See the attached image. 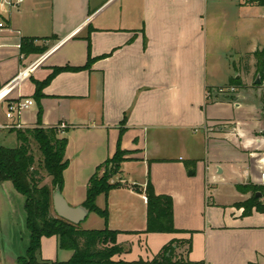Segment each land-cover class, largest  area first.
Returning a JSON list of instances; mask_svg holds the SVG:
<instances>
[{"label": "crops", "instance_id": "1", "mask_svg": "<svg viewBox=\"0 0 264 264\" xmlns=\"http://www.w3.org/2000/svg\"><path fill=\"white\" fill-rule=\"evenodd\" d=\"M232 7L228 13L221 2ZM264 0H27L0 6V145L17 144L5 127L10 101L33 105L14 122L22 128L65 125L67 144L61 194L82 206L98 165L119 144L130 151L111 178L119 186L96 198L107 208V226L125 250L114 259L150 260L171 239H190L180 248L189 264H264V209L243 214L251 192L237 185L261 184L264 173V116L254 86L255 59L264 47ZM47 49L21 54L22 38ZM89 38V41L88 39ZM61 71L34 97L35 81L54 67ZM243 86L228 99L206 90ZM34 108V109H33ZM3 129H7L4 131ZM8 147V146H7ZM150 180L154 192L172 198V218L182 233L144 232ZM135 187L140 188L139 192ZM264 205V197L260 198ZM53 213V207L51 208ZM55 214V213H54ZM79 227L102 229L88 212ZM29 243L24 197L0 182V264H16ZM185 253V254H184ZM55 235L42 236L38 259L65 261Z\"/></svg>", "mask_w": 264, "mask_h": 264}, {"label": "trees", "instance_id": "2", "mask_svg": "<svg viewBox=\"0 0 264 264\" xmlns=\"http://www.w3.org/2000/svg\"><path fill=\"white\" fill-rule=\"evenodd\" d=\"M89 41V38H87ZM35 38H22L19 44L21 54H40L47 47L36 45ZM252 56L255 59V78L264 85V47L256 49L245 57ZM95 58L90 55L83 66L54 67L52 73L43 81H35L36 90L34 97L42 96L41 89L47 85L53 77L61 71H79L89 69ZM229 85L242 87L240 78H231ZM207 90H212L208 88ZM233 96V95H232ZM233 97L229 96L228 99ZM261 110L264 116V93L260 96ZM41 123V110L38 111L37 126L23 129H11L15 132L17 144L14 147L0 145V182L10 181L14 189L24 197L25 226L29 232V243L25 253L19 256L16 264H189L182 253L177 251L187 245L185 253L191 249L190 239H171L150 260H123L114 259V256L122 253L125 248L116 242L117 230H111L107 226V208H99L95 201L98 195L107 194L111 189L119 186L118 182H111V178L120 170V165L127 160L126 155L130 151L120 147L119 140L114 154L98 165L95 172L89 178L86 186V198L83 206L90 212L102 217L105 226L102 229H82L79 225L72 224L62 218L51 214L52 191L63 185V171L68 166L64 158L67 144L65 137L59 136L58 126L43 127ZM33 141L41 154V161L35 166V158L31 151ZM100 170L102 172L100 173ZM45 175L50 177V186L41 184ZM241 192H251V196L242 202L243 214L251 212L252 207L263 210L264 205L260 198L264 196V184L237 185ZM139 192L142 190L138 187ZM147 203V225L144 232H189L176 229L172 218V198L168 195H159L154 192L153 186L148 180L144 190ZM260 194V196H256ZM55 235L58 238L59 248L72 251V255L65 261H46L38 259L40 239L42 236ZM184 253V254H185Z\"/></svg>", "mask_w": 264, "mask_h": 264}, {"label": "built area", "instance_id": "3", "mask_svg": "<svg viewBox=\"0 0 264 264\" xmlns=\"http://www.w3.org/2000/svg\"><path fill=\"white\" fill-rule=\"evenodd\" d=\"M27 0H0V6L6 5L8 7H18L20 4ZM264 17V14H263ZM0 27H4V23L0 22ZM237 87L234 85H224L212 88V90H206L207 99H211L215 95H227L232 96L236 93ZM33 105V100L30 98H21L14 101H10L6 107V118L10 121L5 127L21 129L22 125L18 122H14L15 118H18L20 113ZM59 129H64L65 125L60 124ZM261 184H264V173L261 174ZM264 197V196H263Z\"/></svg>", "mask_w": 264, "mask_h": 264}, {"label": "water", "instance_id": "4", "mask_svg": "<svg viewBox=\"0 0 264 264\" xmlns=\"http://www.w3.org/2000/svg\"><path fill=\"white\" fill-rule=\"evenodd\" d=\"M260 80L258 77L255 78L254 84L258 85ZM264 132V131H263ZM256 196H260L257 194ZM52 207L57 217L62 218L72 224L78 225L85 218L89 210L82 206L72 207L68 205L64 197L61 194V190L56 187L52 191Z\"/></svg>", "mask_w": 264, "mask_h": 264}, {"label": "rangeland", "instance_id": "5", "mask_svg": "<svg viewBox=\"0 0 264 264\" xmlns=\"http://www.w3.org/2000/svg\"><path fill=\"white\" fill-rule=\"evenodd\" d=\"M227 3H228L227 1H226V3L221 2L220 5L224 8V10H225L226 12L231 13V12H232V7L229 6ZM259 10H260V12L264 11V5H262V6L259 8ZM236 77H237V75H236L235 77H232V78H236ZM254 86H255V85H254ZM262 93H263V91L260 92V96H261ZM33 109H34V108H33ZM22 112H23V111H22ZM22 112H21V113H22ZM21 113H20V114H21ZM23 114H24V115H28V114H30V111H29V110H26V111L23 112ZM3 130L6 131V133H7V129H3ZM58 135L60 136V134H58ZM7 146H8V147H13V145H7ZM31 151H32V154L34 155V158H35V166H36V165L38 164V162L41 161L42 157H41V154H40L39 150L37 149L36 144H35L33 141H31ZM101 172H102V170H100V173H101ZM42 174H43V176H44V179H43V181H42L41 184H47V185L50 186V177H48L47 175H45V172H44V171H42ZM51 214L54 215V216H56V215L53 213L52 209H51Z\"/></svg>", "mask_w": 264, "mask_h": 264}]
</instances>
